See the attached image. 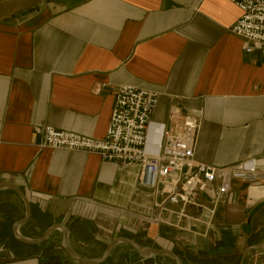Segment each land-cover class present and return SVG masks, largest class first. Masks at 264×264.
Here are the masks:
<instances>
[{
    "label": "crops",
    "instance_id": "1",
    "mask_svg": "<svg viewBox=\"0 0 264 264\" xmlns=\"http://www.w3.org/2000/svg\"><path fill=\"white\" fill-rule=\"evenodd\" d=\"M240 16L225 0H0V183L14 184L31 206L18 234L39 240L62 223L82 258L97 260L113 239L126 237L170 249L184 264H240L246 249L263 244L264 201L249 200L247 185L235 184L208 238L144 231L125 210L133 178L95 154L44 148L33 131L45 125L101 140L118 89L134 86L159 95L154 123H166L174 106L201 121V162L264 158V51L247 53L230 33ZM25 216L18 194L1 188L0 264L60 255V264H82L61 249L60 231L41 245L17 241L13 227ZM211 237L219 247L210 248ZM104 264L175 263L142 260L119 244ZM244 264H264V250Z\"/></svg>",
    "mask_w": 264,
    "mask_h": 264
},
{
    "label": "built area",
    "instance_id": "2",
    "mask_svg": "<svg viewBox=\"0 0 264 264\" xmlns=\"http://www.w3.org/2000/svg\"><path fill=\"white\" fill-rule=\"evenodd\" d=\"M225 1L241 12L230 33L243 39L247 53L264 51V0ZM115 99L101 140L45 125L33 131L42 137L44 148L95 154L133 178L125 210L138 228L166 227L208 238L216 210L227 202L236 183L248 186L249 200L264 201V195L252 196L264 194V158L220 167L203 163L196 156L202 129L198 118L184 116L174 106L166 123H154L159 95L134 86L120 87ZM203 215L210 218L203 220Z\"/></svg>",
    "mask_w": 264,
    "mask_h": 264
},
{
    "label": "water",
    "instance_id": "3",
    "mask_svg": "<svg viewBox=\"0 0 264 264\" xmlns=\"http://www.w3.org/2000/svg\"><path fill=\"white\" fill-rule=\"evenodd\" d=\"M1 188H7V189H10L11 191H15L18 194V196L23 200L24 206H26V216L22 220H20L19 222L15 223L14 227H13V236H15L16 240L22 244H25V245H41V244L45 243V241L49 238V236H50L49 234H51L54 231H60L61 234L63 235L62 241H61V249H63V251L66 252L67 255L70 257V259L73 260L74 262L76 261V262L82 263V264H104V262L112 255V253H113V251L117 245L125 244L128 247H131L133 250H135L142 260L148 261L149 259H153L156 257L166 256V257L170 258L171 260H173L175 264H184L183 260H181V258L178 257V255L170 249H166V248L154 249L151 247H149V248L141 247L135 241H133L129 238H126V237H119V238L113 239L107 245L103 256L97 260H92V259L88 260V259L82 258V257L78 256L76 253H74L73 250L70 248L68 228L62 223H59L57 225H54V226L48 228L44 232V236L39 240L25 239L18 234V229L20 226L25 225L29 222L28 220H29V217L31 214V206L29 204V200L26 198L25 194L18 187H16L14 184L12 185L10 183L1 182L0 183V189ZM262 243L263 244H261V245H253V247H249L248 249H246L245 252L243 253L242 257H241L242 259H241L240 264H244L245 257L250 252L264 250V240ZM62 259H63V255H60L58 260L60 261ZM55 260H56V258L45 257V258L40 259V263L45 264L46 262L55 261Z\"/></svg>",
    "mask_w": 264,
    "mask_h": 264
},
{
    "label": "rangeland",
    "instance_id": "4",
    "mask_svg": "<svg viewBox=\"0 0 264 264\" xmlns=\"http://www.w3.org/2000/svg\"><path fill=\"white\" fill-rule=\"evenodd\" d=\"M221 207V206H220ZM220 207H218V209L220 208ZM143 239H145L144 237H143ZM211 239V241H212V245H214V246H210V248L212 249V248H217V247H219V244L217 243V242H214L213 240H214V238L213 237H211L210 238ZM145 245H149L150 244V242H146V243H144ZM182 249H184L185 250V248L184 247H182ZM176 253V252H175ZM200 254V253H199ZM203 254V253H202ZM204 254H207V253H204ZM179 255H188L187 254V251L184 253V254H180L179 253Z\"/></svg>",
    "mask_w": 264,
    "mask_h": 264
},
{
    "label": "flooded vegetation",
    "instance_id": "5",
    "mask_svg": "<svg viewBox=\"0 0 264 264\" xmlns=\"http://www.w3.org/2000/svg\"><path fill=\"white\" fill-rule=\"evenodd\" d=\"M59 257H60V256H59ZM59 257H58V258H59ZM48 258H49V257H48ZM53 258H54V257H53ZM55 261H57V264L63 263V259L59 261V260L56 258Z\"/></svg>",
    "mask_w": 264,
    "mask_h": 264
}]
</instances>
